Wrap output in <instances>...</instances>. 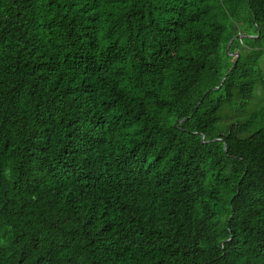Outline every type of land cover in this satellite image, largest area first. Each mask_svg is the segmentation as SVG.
I'll use <instances>...</instances> for the list:
<instances>
[{"label": "trees", "instance_id": "trees-1", "mask_svg": "<svg viewBox=\"0 0 264 264\" xmlns=\"http://www.w3.org/2000/svg\"><path fill=\"white\" fill-rule=\"evenodd\" d=\"M263 61L264 0H0V264H264Z\"/></svg>", "mask_w": 264, "mask_h": 264}, {"label": "water", "instance_id": "water-1", "mask_svg": "<svg viewBox=\"0 0 264 264\" xmlns=\"http://www.w3.org/2000/svg\"><path fill=\"white\" fill-rule=\"evenodd\" d=\"M244 36H250V35H246V34H238V35H236L235 37H233V38L229 41V43H228V45H227V51L229 52V48H230L232 42H233L236 38H242V37H244ZM230 54H231V55H236L237 57H239V53H237V52H230ZM236 62H237V61H236ZM234 65H235V64H234ZM234 65L231 67L230 70L233 69ZM229 72H230V71H229ZM229 72L226 73V74L224 75L223 80H222V84H223V82L225 81L226 77L228 76ZM222 84H221V85H222ZM221 85H220V86H221ZM220 86H218V87H216V88H219ZM183 120H184V119H183ZM202 139L204 140V135L202 136ZM225 150H226V144H225Z\"/></svg>", "mask_w": 264, "mask_h": 264}, {"label": "rangeland", "instance_id": "rangeland-1", "mask_svg": "<svg viewBox=\"0 0 264 264\" xmlns=\"http://www.w3.org/2000/svg\"><path fill=\"white\" fill-rule=\"evenodd\" d=\"M262 66H263V68H264V61H263V63H262Z\"/></svg>", "mask_w": 264, "mask_h": 264}]
</instances>
